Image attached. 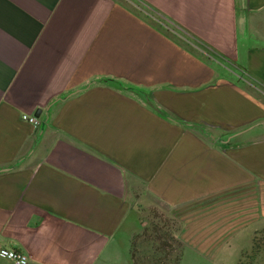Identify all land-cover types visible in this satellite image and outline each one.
Masks as SVG:
<instances>
[{
  "label": "crops",
  "instance_id": "crops-1",
  "mask_svg": "<svg viewBox=\"0 0 264 264\" xmlns=\"http://www.w3.org/2000/svg\"><path fill=\"white\" fill-rule=\"evenodd\" d=\"M234 192L264 219V0H0V247L132 264L143 196L209 242Z\"/></svg>",
  "mask_w": 264,
  "mask_h": 264
},
{
  "label": "rangeland",
  "instance_id": "rangeland-1",
  "mask_svg": "<svg viewBox=\"0 0 264 264\" xmlns=\"http://www.w3.org/2000/svg\"><path fill=\"white\" fill-rule=\"evenodd\" d=\"M222 198L217 205L231 203L220 214H229L235 223L241 220L243 222L228 228L220 237L209 242L213 236L209 234L211 227L203 228L204 230L196 231L192 235L197 229L192 227L191 221L186 220L192 212L188 206L170 207L144 196L136 206V223L130 226V230L123 232L122 239L130 240V247L134 241L137 264H171L181 249L178 264H264V219H254L255 215L251 214L244 220L238 213L240 205L235 192ZM228 210L230 212L226 213ZM218 212L216 210L215 214L218 215ZM155 224L161 228L156 233L152 230ZM170 228L181 242L163 236ZM198 240L200 243H195ZM254 240L259 243V251L255 255L252 253Z\"/></svg>",
  "mask_w": 264,
  "mask_h": 264
},
{
  "label": "built area",
  "instance_id": "built-area-1",
  "mask_svg": "<svg viewBox=\"0 0 264 264\" xmlns=\"http://www.w3.org/2000/svg\"><path fill=\"white\" fill-rule=\"evenodd\" d=\"M23 120L31 124H37L38 120L32 115H23ZM0 257L11 261L13 264H28V255L11 248L0 247Z\"/></svg>",
  "mask_w": 264,
  "mask_h": 264
},
{
  "label": "trees",
  "instance_id": "trees-1",
  "mask_svg": "<svg viewBox=\"0 0 264 264\" xmlns=\"http://www.w3.org/2000/svg\"><path fill=\"white\" fill-rule=\"evenodd\" d=\"M152 230L155 231V233H156V232H159L161 230V228L158 227V224H155V225H153ZM164 235L166 238L170 237L171 239H173L176 242H178V241L181 242V239L175 236L174 230L172 228L167 230V232H164L163 236ZM167 239H169V238H167ZM131 246L132 247H130V257L132 260V264H137L135 262L134 241L131 243ZM258 251H259V243L257 242V240H254L252 242V253H254V255H255V254H257ZM181 252H182V249L180 250L179 255L174 257V260L172 261L171 264H178V262L180 260Z\"/></svg>",
  "mask_w": 264,
  "mask_h": 264
},
{
  "label": "water",
  "instance_id": "water-1",
  "mask_svg": "<svg viewBox=\"0 0 264 264\" xmlns=\"http://www.w3.org/2000/svg\"><path fill=\"white\" fill-rule=\"evenodd\" d=\"M40 112H41V110H40V109H38V110H37V112H36V114H35V116H36V117H38V116H39V114H40Z\"/></svg>",
  "mask_w": 264,
  "mask_h": 264
}]
</instances>
